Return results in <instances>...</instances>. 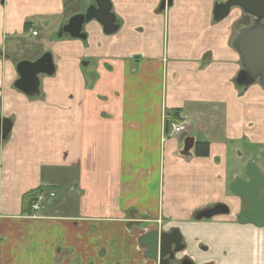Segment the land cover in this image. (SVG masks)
I'll return each mask as SVG.
<instances>
[{"label":"crops","instance_id":"crops-1","mask_svg":"<svg viewBox=\"0 0 264 264\" xmlns=\"http://www.w3.org/2000/svg\"><path fill=\"white\" fill-rule=\"evenodd\" d=\"M110 1L117 31L94 19L80 37L66 29L95 0H0V119L12 121L0 142V264H159L140 238L175 228L194 264H264V226L239 221L230 188L258 149L264 159V88L236 83L242 10L217 21L226 0ZM46 53L55 70L29 96L17 64ZM175 112L188 129L170 135ZM42 186H55L48 202L28 211L24 197ZM61 189L76 192L61 199L73 214L58 211ZM217 204L230 213L196 218Z\"/></svg>","mask_w":264,"mask_h":264},{"label":"water","instance_id":"water-1","mask_svg":"<svg viewBox=\"0 0 264 264\" xmlns=\"http://www.w3.org/2000/svg\"><path fill=\"white\" fill-rule=\"evenodd\" d=\"M172 0H163L161 8L170 6ZM240 8L250 16V23L240 27L233 39V47L240 55L242 68L236 77V83L242 87H248L259 83L264 88V0H226L218 2L214 8L215 20L226 18L232 8ZM100 22L107 33L117 31L116 16L112 12L110 0H95V5L86 13L75 16L70 22L78 23L75 29L66 31L72 36L85 37L81 34L83 24L91 20ZM63 29L59 32L61 35ZM19 79L15 86L29 96H37L39 90L40 73L52 74L55 70L52 55L46 53L35 61H22L17 65ZM12 129V121L9 118L0 119V142L6 139ZM194 137H187L183 154H190L194 146ZM249 179L243 180L235 176L230 184L231 190L236 195L245 196L251 204V208L242 211L239 220L242 223H251L258 227L264 226V192L259 196V191L264 185V173L256 162H251L247 169ZM229 208L224 204H218L212 208L200 211L196 218H210L219 214L228 213ZM140 245L146 248L145 255L159 264H169L176 258V254L184 248L182 235L175 228L171 232L151 231L141 236ZM182 264H194L189 259Z\"/></svg>","mask_w":264,"mask_h":264},{"label":"flooded vegetation","instance_id":"flooded-vegetation-1","mask_svg":"<svg viewBox=\"0 0 264 264\" xmlns=\"http://www.w3.org/2000/svg\"><path fill=\"white\" fill-rule=\"evenodd\" d=\"M162 5V4H161ZM242 15L244 16V18H246V21H244V23L243 24H241L240 26H243V25H247V24H249L251 21H250V16L249 15H247V14H245L243 11H242ZM248 19V20H247ZM247 22V23H246ZM19 64V63H18ZM17 64V65H18ZM18 69V68H17ZM251 162H253V161H251ZM251 162H249L246 166H245V168L243 169V172L241 173V174H238V176H240L243 180H248L249 179V175H248V172H247V169H248V166H249V164L251 163ZM259 167V166H258ZM263 172V171H262ZM235 176H237V175H235ZM234 176V177H235ZM233 180H234V178H233ZM232 183V182H231ZM264 192V185H263V187L261 188V190L259 191V196L262 194ZM235 194V193H234ZM238 196H240L241 198H242V200H243V202H242V209H241V212L242 211H244V210H246V209H249V208H251V204H250V201L245 197V196H242V195H238ZM218 205V204H217ZM216 206V205H215ZM214 207V206H213ZM229 208V207H228ZM208 209V208H207ZM205 210V209H204ZM202 211V210H201ZM240 212V213H241ZM230 213V209H229V212L228 213H223V214H229ZM240 213H239V215H240ZM220 215V214H219ZM239 215H238V219H239ZM214 217V216H213ZM213 217H210V218H213ZM210 218H202V219H210ZM240 221V220H239ZM241 222V221H240ZM242 223V222H241ZM244 224H250V223H244ZM173 230V229H172ZM172 230H170V231H160V230H151V231H159V232H171ZM151 231H148V232H151ZM148 232H146V233H148ZM145 233V234H146ZM144 235V234H143ZM182 243L184 244V242H183V240H182ZM145 248V247H144ZM146 250V249H145ZM146 252V251H145ZM181 253H184V257H180V258H178L179 257V254H181ZM179 259V262H180V264H182V261L183 260H185V259H190V256H188V254L186 253V246H185V244H184V248L180 251V252H178L177 254H176V258L174 259V260H170V262H169V264L172 262V261H177ZM191 260V259H190Z\"/></svg>","mask_w":264,"mask_h":264},{"label":"rangeland","instance_id":"rangeland-1","mask_svg":"<svg viewBox=\"0 0 264 264\" xmlns=\"http://www.w3.org/2000/svg\"><path fill=\"white\" fill-rule=\"evenodd\" d=\"M234 11H236V12H238V10H237V8H235V10ZM248 20V19H247ZM244 21H246V18H244L242 21H240L241 23H239L238 24V26L239 25H241V24H243L242 22H244ZM27 57V56H26ZM188 129V128H187ZM216 130L217 129H215V131L213 132V134L215 135V132H216ZM187 131V130H186ZM217 132H219L218 130H217ZM185 133V132H184ZM196 135V134H195ZM210 136H212V135H210ZM261 149H258V151H257V158L255 159V160H253V162H261V163H263L264 162V159H262V151H260ZM238 157V156H237ZM236 156H235V158H234V163L235 162H237V164H238V158H237ZM255 158V157H254ZM253 158V159H254ZM231 163H232V161H230ZM55 193H57V195H56V197L54 198V201H60V203L58 202V206H59V210L58 211H62L61 213H62V215H64L63 213H70V214H73V212L74 211H77V204L76 203H71L72 202V200L71 199H67V205L66 206H68V208H63V206H62V201H61V199L64 197V195H63V192L66 194V196H67V198H69V195H70V198H74V196H75V194H76V192L75 191H73V193L72 192H70V191H66V190H63V189H61L60 191H57V190H53ZM57 191V192H56ZM67 192H68V194H67ZM50 195V192L47 194V195H45V199L42 201V203H47L48 202V197L47 196H49ZM66 196L64 197V198H66ZM41 203V204H42ZM51 203V202H50Z\"/></svg>","mask_w":264,"mask_h":264},{"label":"trees","instance_id":"trees-1","mask_svg":"<svg viewBox=\"0 0 264 264\" xmlns=\"http://www.w3.org/2000/svg\"><path fill=\"white\" fill-rule=\"evenodd\" d=\"M178 115H179V112H175V113L171 114L170 116L172 117V119H178L179 118ZM197 154L198 155H204V156L209 155V143L208 142L197 143ZM54 187L55 186H42L36 190L29 192L24 197V206L27 207L28 211L31 210L33 205L37 202L38 196L40 194H48L50 189H52Z\"/></svg>","mask_w":264,"mask_h":264},{"label":"built area","instance_id":"built-area-1","mask_svg":"<svg viewBox=\"0 0 264 264\" xmlns=\"http://www.w3.org/2000/svg\"><path fill=\"white\" fill-rule=\"evenodd\" d=\"M33 34H37L36 31H33ZM178 119H172L171 116L165 115L164 118L166 120V129L168 134L174 135V134H182L186 132L188 128V119L186 115H182L179 113ZM54 193H51V196H53ZM45 199V194H40L38 196V200L34 205V208L37 210L40 208L41 202Z\"/></svg>","mask_w":264,"mask_h":264}]
</instances>
